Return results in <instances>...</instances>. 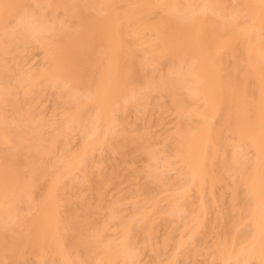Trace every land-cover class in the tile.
I'll return each instance as SVG.
<instances>
[{"label":"rangeland","instance_id":"374dc122","mask_svg":"<svg viewBox=\"0 0 264 264\" xmlns=\"http://www.w3.org/2000/svg\"><path fill=\"white\" fill-rule=\"evenodd\" d=\"M260 1L0 0V264H264Z\"/></svg>","mask_w":264,"mask_h":264},{"label":"bare ground","instance_id":"6f19581e","mask_svg":"<svg viewBox=\"0 0 264 264\" xmlns=\"http://www.w3.org/2000/svg\"><path fill=\"white\" fill-rule=\"evenodd\" d=\"M260 3H261L260 7H258L259 10L258 9L257 10L260 12V15L264 17V0L262 2L260 1ZM252 6H253V4L250 5V7H252ZM7 10H8L7 3L0 2V15L3 12L7 11ZM25 19L26 18L23 17V16L21 18H19L18 24L20 25V28L17 30L15 36L23 38V39H29V38H32L34 36V32L36 31V29L31 27L30 24H27L26 26H24L23 22H25ZM9 37H12V35H9ZM212 42H213L212 45H215L216 36H214L212 38ZM180 47L184 48V45L180 44ZM187 50L194 51L195 49L192 48V47H189V48H186V51ZM198 58H199L198 59L199 60V66L205 67L203 65L204 59H205V55L203 53L199 54ZM110 71H111V69H110ZM108 74H111V72H108ZM209 77H215V75L214 76L209 75ZM229 92H230V90L227 89V93H229ZM216 95H217V91H215L214 95L212 94V97L214 98V97H216ZM261 111H263V114L261 113ZM261 111L258 109V113L262 114V117L260 119L261 120L260 128L257 130V132L253 135V138L251 139L259 153L262 152L261 148H264V110H261ZM196 143H198V142H196ZM198 171H199V173H201V167L200 166L198 168ZM251 192L254 195V198H255L254 201L257 202L259 200V198H260L259 197V195H260L259 192L256 191V190L254 191L253 189L251 190ZM251 216H252V219H253V224L255 225L256 228H259V226L263 225V223H264V220H263L264 209L263 208L254 209L252 211V213H251ZM43 227H45V226H43ZM43 227H41L40 225L35 227L34 238H33V241L30 244L32 247L40 249L42 243L44 242V239L47 238V237L48 238L50 237L49 233L46 232V229L43 228Z\"/></svg>","mask_w":264,"mask_h":264}]
</instances>
